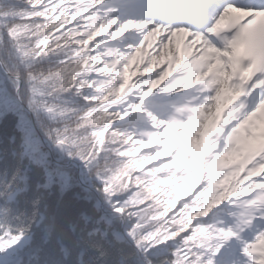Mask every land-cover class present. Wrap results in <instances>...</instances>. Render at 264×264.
I'll return each mask as SVG.
<instances>
[{"label": "snow or ice", "instance_id": "snow-or-ice-1", "mask_svg": "<svg viewBox=\"0 0 264 264\" xmlns=\"http://www.w3.org/2000/svg\"><path fill=\"white\" fill-rule=\"evenodd\" d=\"M0 264H264V0H0Z\"/></svg>", "mask_w": 264, "mask_h": 264}]
</instances>
